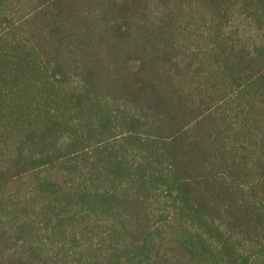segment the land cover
I'll return each mask as SVG.
<instances>
[{
  "label": "trees",
  "instance_id": "trees-1",
  "mask_svg": "<svg viewBox=\"0 0 264 264\" xmlns=\"http://www.w3.org/2000/svg\"><path fill=\"white\" fill-rule=\"evenodd\" d=\"M0 264H264V0H0Z\"/></svg>",
  "mask_w": 264,
  "mask_h": 264
}]
</instances>
